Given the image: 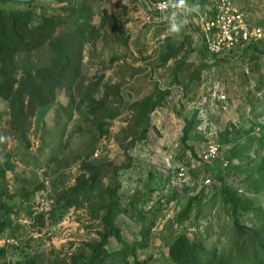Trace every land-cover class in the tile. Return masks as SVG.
<instances>
[{"label":"trees","instance_id":"16d2710c","mask_svg":"<svg viewBox=\"0 0 264 264\" xmlns=\"http://www.w3.org/2000/svg\"><path fill=\"white\" fill-rule=\"evenodd\" d=\"M107 1L58 0V6L54 7L41 5L39 0H0V100L6 105L0 110V241L14 238L22 213L29 226L38 232L58 225L71 210L86 211L97 227L96 237L83 241L71 253L54 255L47 264H148L138 258V250L146 248L157 214L164 206L160 202L154 212L143 207L144 192L130 199L128 207L122 204L120 179L133 168L131 151L147 142L152 131L158 133L153 114L172 93L155 81L151 88L141 89L130 86L125 78L106 79V70L115 66L116 76L122 75L128 59L134 57L132 45L138 43L123 20L126 8L110 7ZM170 1L199 7L209 3ZM97 15L101 20L100 49L91 34ZM166 40L157 65L166 66L174 61L173 85L186 88L199 81L210 65L203 59L198 66L188 63L193 52L191 46L180 58V51L169 53L170 39ZM106 49L111 52L109 58L104 57ZM100 50L103 54L98 61L100 69L91 75L89 65ZM197 50L202 58H207L204 48L199 46ZM240 55L250 61L264 60V41L243 48ZM213 60L221 63L223 58ZM256 67L260 71L261 66ZM259 79L255 90L249 92L254 113L257 95L264 93V76ZM60 96H65L67 102H61ZM51 109L54 116L48 123L45 114ZM74 119L78 121L68 134V125ZM183 120L179 159L184 162L187 152L197 157L188 139L198 136L195 131L201 123L198 110ZM116 121L120 123L114 131ZM31 135L38 141L34 151ZM75 135L79 136L76 142ZM11 137L23 148L27 165L32 162L35 168L46 167L44 179L28 178L26 169L16 174L17 167L11 163L12 153L6 142ZM111 140L124 154L121 163L107 155ZM213 140L221 147L231 145L230 165L223 169L214 166L219 158L212 164L202 163L204 174L214 180L212 189L200 190L189 197L169 224L173 229L162 239L168 247L169 259L172 264H264V124L259 120L249 127L230 123ZM97 149L101 151L95 157ZM74 164L76 168L72 171ZM8 172L15 173L13 178L18 184L15 190L11 188ZM153 181L154 175L150 174L144 186L149 192L155 190L151 186ZM188 188H170L165 203L176 200L180 192L188 193ZM40 191H46L45 198L51 201L48 210H39L44 198L38 202V210L34 207L33 200ZM201 195L205 201L199 204ZM217 202L233 219L228 233L221 231L211 242L210 225L203 232H191L190 228L175 231L174 223L182 225L191 218L194 209L200 218L205 216L204 209L212 212ZM169 225L163 229L168 231ZM125 231L129 240L123 237ZM29 244L30 240L20 248L14 246L20 256L15 264H43L38 255L30 254ZM8 251L7 245L0 247V264H11L5 258Z\"/></svg>","mask_w":264,"mask_h":264},{"label":"rangeland","instance_id":"374dc122","mask_svg":"<svg viewBox=\"0 0 264 264\" xmlns=\"http://www.w3.org/2000/svg\"><path fill=\"white\" fill-rule=\"evenodd\" d=\"M110 7L114 5L123 6L126 8V14L123 16V20L127 28L131 31L135 41H138L137 45H132V52L134 57L128 59V66L125 65L121 74L116 76L114 69L106 70V79L112 78L113 80H121L125 78L130 86H140V88L148 89L152 87V81L157 82L163 90L169 89L171 96L168 97L167 102L159 108L153 114V123L158 131L151 132L149 140L137 145L135 149L131 151L134 158L133 168L128 171L124 177H121L122 181V204L124 207H128L130 199L134 198L141 192L145 193L142 198V206L146 209L150 208L151 212H154L159 203L164 202L160 212L157 214V220L152 226L151 234L149 235V241L146 248L138 250V258L146 261L148 264H172L168 255V247L162 240L167 234L171 233L173 229L172 225H169L174 220L178 213L182 210L184 204L189 197L197 195L202 191H209L212 187L203 186L204 180L208 177L204 174V168L202 163L203 151L214 135L221 132L230 123L243 124L249 127L252 122L259 120L264 124V93L262 96H258L256 112L252 111L253 98L249 94L250 91L255 90V87L260 80V75L264 76V60L250 61L249 59L242 57L240 52L242 50L235 49L225 54L221 63H210V68L204 69L199 81L190 83L186 88L182 85H173L172 67L174 61L172 60L166 66L157 65L159 63V56L164 48L166 38L170 39L167 46V51L172 54L179 53V58L182 55H186L188 48H193V52L188 58V63L194 65H200V60H204L198 53L200 45L199 40L194 36L193 25L189 23L186 16L173 18L171 17L167 21H163L158 24H148L145 19V7L142 0H108ZM208 4L205 7H211L215 0H208ZM39 3L46 6H58V0H39ZM192 5V4H191ZM203 6V7H204ZM6 7H11L7 5ZM101 29L100 15L95 18L94 25L91 30L93 39L97 43V48H101L99 41V32ZM165 35V38L164 36ZM191 45H190V44ZM142 51V52H139ZM104 57L109 58L111 55L110 50L104 51ZM101 54V56H100ZM102 50L99 51V56L93 59L91 65H89V72L91 75L96 73L100 66L98 61L102 58ZM209 57V55L207 56ZM256 64H259L260 71L255 70ZM257 68V67H256ZM134 69H141V71L134 72ZM188 73V70H186ZM135 73L133 77H130L132 73ZM214 83H219L223 90L227 93L230 102V109L227 112H221L218 108L209 110L205 113V120L199 119L201 123L196 128L198 134L197 138L188 139L189 144L195 147L197 157H191L189 152L185 157V161L179 159L182 152L180 145V139L183 136V117H189L197 107V102L201 96L206 93L207 89ZM264 89V88H263ZM262 89V90H263ZM60 101L67 102L65 96H60ZM6 107L5 103L0 100V110ZM54 116V109L49 110L45 114V120L51 123V119ZM78 120L74 119L68 125V134L72 133ZM120 121H116L113 130H116ZM259 133V132H257ZM192 135H195L193 133ZM34 147L31 151H34L38 146V141L31 135ZM79 136L74 137V141H78ZM7 149L9 150L11 157V163L16 168V174H20L22 169H26L28 178L38 177L44 179V171L46 167L35 168L30 164H26L28 159L24 156L25 152L14 140V138L6 139ZM108 154L112 159L121 163L124 160V154L122 150L111 140L108 143ZM231 145L221 147L220 158L214 163V166H218L223 169V161L228 159L230 154ZM25 158V162L22 160ZM186 161H189L187 164ZM77 163V162H75ZM76 164L73 165L72 171L76 168ZM186 167V175L191 182H195V185L187 184V182H181L177 178L178 167ZM150 174L154 175V181L151 186L155 189L149 192L145 189V183ZM15 173L8 172L10 178V185L12 190H15L18 186L13 176ZM170 181V183L166 182ZM230 180V179H229ZM185 186H189L188 193L180 192L178 198L171 202L165 201L169 198L167 191L170 188L181 189ZM46 191H40L36 194L33 202L35 209L39 208L38 202L44 198L46 201V208H50L51 201L45 198ZM255 199V197L253 198ZM205 201L203 196H200L198 203ZM199 208V205H196ZM149 211V210H148ZM219 213V216L217 215ZM196 211L192 213L190 219H187L182 225H175V231L182 232L184 229L197 227L196 231L203 232L207 226H211V234L209 241H213L219 236L221 231L228 233L233 223V219L230 216V212L225 213L221 202H217L214 210L211 212L209 208L204 209L205 216L200 218L196 217ZM25 214L21 215V222L19 228H17L14 239V243H6L3 240L0 241V247H9L6 259L15 264L19 256L18 249L23 246L26 241L30 240L28 251L31 255H38L40 261L43 264H47L54 255L68 254L74 251V249L80 245L83 241L96 237V226L90 220L87 212L80 210L74 212L71 210L68 215L56 226H49L42 232L34 231L29 226V221L24 218ZM121 219L128 221L125 216ZM196 223V224H195ZM164 225L170 226L168 231L163 229ZM125 239H130L128 232L123 234ZM13 239V238H9ZM9 244V245H8ZM27 245V244H26ZM72 245V246H71ZM4 258V259H5ZM3 260V259H2Z\"/></svg>","mask_w":264,"mask_h":264},{"label":"built area","instance_id":"2783aa9c","mask_svg":"<svg viewBox=\"0 0 264 264\" xmlns=\"http://www.w3.org/2000/svg\"><path fill=\"white\" fill-rule=\"evenodd\" d=\"M145 7V19L148 24H158L170 19L173 15L184 14L189 23L193 25L194 36L199 40L200 45L204 48L209 57L205 59L206 63L213 61V58L224 57L225 54L235 50L243 49L255 42L264 41V27L254 25L247 21L245 14L240 11L234 4V0H215L211 7L202 10H192L189 6L182 5L176 1L170 0H142ZM165 38V35H163ZM218 108L221 112H227L230 109V102L227 93L223 90L219 83L210 86L197 102L198 118L205 120V113L209 110ZM260 129H257L259 132ZM103 144L106 141L102 142ZM100 149L95 151L94 156L97 157ZM221 146L213 140H209L203 154L202 161L212 164L220 158ZM234 163H236L234 161ZM230 160L223 161V167H228ZM186 167H178L177 178L179 181L190 183L189 177L186 175ZM214 180L210 177L206 178L203 186L210 187ZM42 201V200H41ZM46 202L42 201L40 211L48 210L45 207ZM191 232H195V228H190ZM6 243H14L15 239L3 240Z\"/></svg>","mask_w":264,"mask_h":264},{"label":"crops","instance_id":"0c3cea01","mask_svg":"<svg viewBox=\"0 0 264 264\" xmlns=\"http://www.w3.org/2000/svg\"><path fill=\"white\" fill-rule=\"evenodd\" d=\"M235 6L245 14L248 22L264 27V0H234ZM192 10H202L206 7H199L197 4L187 5ZM179 18V15H173ZM177 18V19H178Z\"/></svg>","mask_w":264,"mask_h":264},{"label":"clouds","instance_id":"9594fccd","mask_svg":"<svg viewBox=\"0 0 264 264\" xmlns=\"http://www.w3.org/2000/svg\"><path fill=\"white\" fill-rule=\"evenodd\" d=\"M14 239V238H13Z\"/></svg>","mask_w":264,"mask_h":264}]
</instances>
